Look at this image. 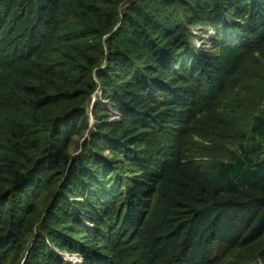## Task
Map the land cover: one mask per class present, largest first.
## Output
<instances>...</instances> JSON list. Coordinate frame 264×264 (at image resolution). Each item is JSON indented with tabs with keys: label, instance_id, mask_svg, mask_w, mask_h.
I'll list each match as a JSON object with an SVG mask.
<instances>
[{
	"label": "trees",
	"instance_id": "16d2710c",
	"mask_svg": "<svg viewBox=\"0 0 264 264\" xmlns=\"http://www.w3.org/2000/svg\"><path fill=\"white\" fill-rule=\"evenodd\" d=\"M58 251L264 264V0H0V264Z\"/></svg>",
	"mask_w": 264,
	"mask_h": 264
},
{
	"label": "rangeland",
	"instance_id": "374dc122",
	"mask_svg": "<svg viewBox=\"0 0 264 264\" xmlns=\"http://www.w3.org/2000/svg\"><path fill=\"white\" fill-rule=\"evenodd\" d=\"M195 35L197 36L196 39H194L195 46L197 47L198 50L204 52L207 51L209 48V39L212 35V32L206 27H198L194 29ZM104 91L100 90L98 91L94 97L92 102L89 104L87 107V114L89 115V120H88V128H85V131L83 132L85 138H80V137H75L73 141V145L71 146V152L72 154H77L82 151L81 146L83 145L85 139L89 138V134L93 131L95 124H97V120L95 117V113H93V107L94 105H98L99 107L103 110H107L108 112V117L111 118L112 121H116L119 118V113L115 109L114 105L110 103L104 96ZM102 159H111L112 154L110 151H108L106 148L104 149V155L99 156ZM86 217V216H85ZM85 225L90 226L89 222L86 221L85 219ZM59 254L67 261H72L74 263H80V258L73 257L72 255H69V253L66 252H60L58 251Z\"/></svg>",
	"mask_w": 264,
	"mask_h": 264
},
{
	"label": "clouds",
	"instance_id": "9594fccd",
	"mask_svg": "<svg viewBox=\"0 0 264 264\" xmlns=\"http://www.w3.org/2000/svg\"><path fill=\"white\" fill-rule=\"evenodd\" d=\"M69 255H72V254H69ZM73 257H75V258H77V257H79L80 258V263H74V262H72V261H68V262H71V263H73V264H81L82 263V259H81V257H80V255H78V254H74V255H72ZM67 261V260H66Z\"/></svg>",
	"mask_w": 264,
	"mask_h": 264
}]
</instances>
